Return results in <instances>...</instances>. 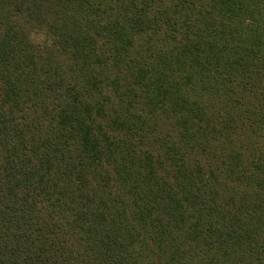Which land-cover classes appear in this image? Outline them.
<instances>
[{
  "label": "trees",
  "instance_id": "16d2710c",
  "mask_svg": "<svg viewBox=\"0 0 264 264\" xmlns=\"http://www.w3.org/2000/svg\"><path fill=\"white\" fill-rule=\"evenodd\" d=\"M0 264H264V0H0Z\"/></svg>",
  "mask_w": 264,
  "mask_h": 264
}]
</instances>
